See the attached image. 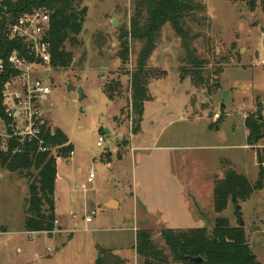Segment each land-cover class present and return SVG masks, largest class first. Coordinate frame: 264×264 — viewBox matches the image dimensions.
Wrapping results in <instances>:
<instances>
[{
	"label": "rangeland",
	"instance_id": "obj_1",
	"mask_svg": "<svg viewBox=\"0 0 264 264\" xmlns=\"http://www.w3.org/2000/svg\"><path fill=\"white\" fill-rule=\"evenodd\" d=\"M193 1L205 7L207 17L200 28L194 25L199 37L192 48L205 62L201 73L208 83L195 88L186 75L189 87H177L176 75L182 82L181 69L191 68L180 39L166 24L147 67L168 78L163 87L166 75L149 81L148 90L151 86L159 99L145 113L137 141L144 148L135 151L129 148L135 135L130 76L141 43L128 37L124 65L118 55L135 0L80 1L87 13L76 46L66 44L72 63L67 69L46 68L44 74L52 89L48 119L73 150L72 156L55 160L54 200L62 232L57 222L51 235L24 232L28 181L0 167V264H96L97 259L143 264L134 250L138 231L151 232L163 247L162 231L204 228L210 234L218 217L233 227L243 222L247 243L264 264V189L239 203L240 219L231 203L222 214L213 209L214 180L228 169L257 181L243 120L257 111L264 120V0ZM69 83L82 88L85 98L68 90ZM190 94L197 118L183 121L182 98ZM215 114L217 129H209ZM99 137L103 141L97 147ZM111 200L118 206L107 208Z\"/></svg>",
	"mask_w": 264,
	"mask_h": 264
},
{
	"label": "trees",
	"instance_id": "obj_2",
	"mask_svg": "<svg viewBox=\"0 0 264 264\" xmlns=\"http://www.w3.org/2000/svg\"><path fill=\"white\" fill-rule=\"evenodd\" d=\"M81 0H19L0 6V17L3 12L9 14L10 22L17 16L30 12L33 8L45 7L50 11L47 43L50 51V67L67 69L72 63L66 44L76 46L75 37L82 31L87 9L79 8ZM134 15L130 20L129 32L123 34L119 43V59L124 65L128 59V37L141 43L136 57L135 69L130 76V105L133 115L132 132L140 131L144 103L151 101L148 90L149 81L165 76L164 71L149 69L147 62L156 48L160 30L167 24L180 39L184 51V62L190 70L181 69L180 80L189 75L195 88H202L207 81L201 70L205 64L192 48L193 42L199 37L194 27L200 28L207 20L205 7L193 0H135ZM264 7V1H263ZM6 20L0 21V59L13 50L21 51L24 45L18 41H8L3 38ZM186 73V74H185ZM5 76L0 74V83ZM259 110V109H258ZM248 115L244 120L247 131L246 146L256 153L258 164L257 181L251 183L245 176L228 169L224 176L214 180L213 209L214 213L222 214L229 203L236 207L235 215L241 217L240 202L249 199L254 192L264 187V155L254 148L264 141V121H259V112ZM217 129V124H211L209 129ZM45 140L52 146L66 145L60 150L67 158L73 152L65 134L54 128L53 135H47ZM50 154L36 153L34 145H25V152L13 158L0 157V167L10 173H18L28 181V195L25 199L24 232L45 233L51 235L56 228L54 190L56 180V162ZM149 231L141 230L135 235L134 250L143 260V264H260L252 253L243 227L230 226L226 218L218 217L212 232L204 228L187 231L164 230L160 233L163 247L153 242ZM71 239V238H70ZM201 261L195 262L194 259ZM121 264L117 260L115 264ZM96 264H104L97 259Z\"/></svg>",
	"mask_w": 264,
	"mask_h": 264
},
{
	"label": "built area",
	"instance_id": "obj_3",
	"mask_svg": "<svg viewBox=\"0 0 264 264\" xmlns=\"http://www.w3.org/2000/svg\"><path fill=\"white\" fill-rule=\"evenodd\" d=\"M19 0H0V6L17 3ZM6 20L3 38L21 42V51L0 59V74L5 80L0 83V157L13 158L25 152V145H34L36 153L50 154L60 160V150L66 145L52 146L45 140L53 135L54 127L48 119L46 108L52 89L45 79L46 68L50 67V51L47 43L50 11L45 7L33 8L20 14L10 22L9 14L3 12ZM264 64V61L261 62ZM219 114L213 116L217 120ZM99 137L97 147L102 145ZM264 149V145L255 146ZM73 152H70V156ZM92 174L88 182H91ZM94 212H92V215ZM91 219L85 218L89 223Z\"/></svg>",
	"mask_w": 264,
	"mask_h": 264
},
{
	"label": "crops",
	"instance_id": "obj_4",
	"mask_svg": "<svg viewBox=\"0 0 264 264\" xmlns=\"http://www.w3.org/2000/svg\"><path fill=\"white\" fill-rule=\"evenodd\" d=\"M260 64H262V63H260ZM262 65H264V64H262ZM167 78H168V76L166 75V77L164 79H162V82H161L162 83V87L164 86V84H165L164 82L167 80ZM176 79L178 81L177 87H178V85L182 87L183 85H187L186 83H188L187 80H184V81L180 82L179 79H178V75H176ZM149 90H150V93L152 94L153 100L144 103V112H143L142 122H141V125H140V131L136 135H134V140L131 142V144L129 146L130 151H133V150L135 151L137 149L144 148V146L138 145L137 144V141H138L139 135L141 134L142 124H143V122L145 120V113H146L148 107H151V108L156 107L157 106V100L159 99V94H157L155 91H151V86H150V89ZM189 91H191V90H189ZM192 94H190L189 96L185 95V97L182 98V100L184 102V105H183V108H182V110H183L182 111L183 121H190V118H193L194 120H196V118H197L195 116H192L193 113H194V110H193V108L191 107V104H190V99H191ZM223 108H225V107H223ZM203 116H206V115L204 114ZM211 123L214 124L215 121L212 119L211 120ZM243 126H244V120H243ZM244 128H245V126H244ZM246 136H247V133H246ZM145 148H147V147H145ZM253 155H254L255 161H256V153L254 151H253ZM256 167L258 168L257 161H256ZM262 167L264 169V163H262ZM262 190H260L259 192H261ZM54 195H55V190H54ZM192 196L195 197L194 194H192ZM117 206H118V204H117ZM55 213H56V209H55ZM56 222L58 223L57 224L58 225V229H60V231L62 232V227L60 226L59 220L57 219ZM73 227H76V224L75 223L73 224ZM31 234L33 235V234H40V233H31Z\"/></svg>",
	"mask_w": 264,
	"mask_h": 264
},
{
	"label": "water",
	"instance_id": "obj_5",
	"mask_svg": "<svg viewBox=\"0 0 264 264\" xmlns=\"http://www.w3.org/2000/svg\"><path fill=\"white\" fill-rule=\"evenodd\" d=\"M111 24H112V26H115L116 25L115 20H112V23ZM68 90L73 91V92H76L78 94L80 100H82L83 98H85V96L83 94V91H82V88H80V87H74L72 85V83H69ZM259 121H264L263 118H262V116H259ZM105 206L107 208H113V207L117 206V203L111 200L110 202L106 203ZM238 207L239 206H237V208ZM239 226L240 227L243 226V222L242 221H240ZM99 257H100V251H98V255H97V258H99ZM194 261L199 263L201 261V259L200 258H197V259H194Z\"/></svg>",
	"mask_w": 264,
	"mask_h": 264
}]
</instances>
